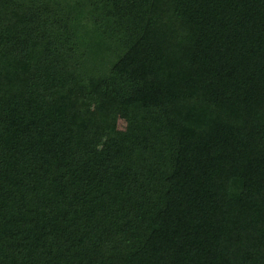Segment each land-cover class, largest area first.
Segmentation results:
<instances>
[{"label":"trees","instance_id":"obj_1","mask_svg":"<svg viewBox=\"0 0 264 264\" xmlns=\"http://www.w3.org/2000/svg\"><path fill=\"white\" fill-rule=\"evenodd\" d=\"M0 264H264V0H0Z\"/></svg>","mask_w":264,"mask_h":264},{"label":"rangeland","instance_id":"obj_2","mask_svg":"<svg viewBox=\"0 0 264 264\" xmlns=\"http://www.w3.org/2000/svg\"><path fill=\"white\" fill-rule=\"evenodd\" d=\"M117 118L119 127H123L126 119V113L124 111H119L117 113Z\"/></svg>","mask_w":264,"mask_h":264}]
</instances>
